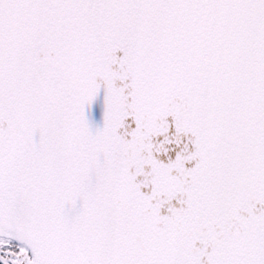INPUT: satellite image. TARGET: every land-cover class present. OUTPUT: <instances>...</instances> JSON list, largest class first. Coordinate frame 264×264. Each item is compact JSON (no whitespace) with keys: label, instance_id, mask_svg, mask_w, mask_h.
<instances>
[{"label":"snow or ice","instance_id":"obj_1","mask_svg":"<svg viewBox=\"0 0 264 264\" xmlns=\"http://www.w3.org/2000/svg\"><path fill=\"white\" fill-rule=\"evenodd\" d=\"M0 264H264V0H0Z\"/></svg>","mask_w":264,"mask_h":264}]
</instances>
